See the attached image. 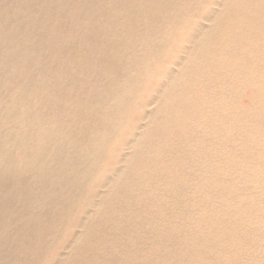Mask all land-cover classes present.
I'll return each mask as SVG.
<instances>
[{"label": "bare ground", "instance_id": "6f19581e", "mask_svg": "<svg viewBox=\"0 0 264 264\" xmlns=\"http://www.w3.org/2000/svg\"><path fill=\"white\" fill-rule=\"evenodd\" d=\"M0 264H264V0H0Z\"/></svg>", "mask_w": 264, "mask_h": 264}]
</instances>
